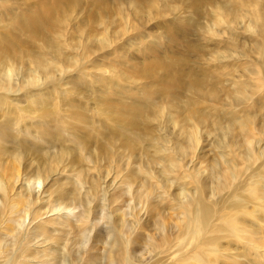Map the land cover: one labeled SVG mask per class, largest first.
I'll return each mask as SVG.
<instances>
[{
    "label": "bare ground",
    "instance_id": "1",
    "mask_svg": "<svg viewBox=\"0 0 264 264\" xmlns=\"http://www.w3.org/2000/svg\"><path fill=\"white\" fill-rule=\"evenodd\" d=\"M51 1L44 0L48 5L37 10L35 0H21L25 8L14 14L9 13L6 5L0 7V106L6 109L2 125L11 129L0 138V264H146L147 255L154 260L150 264H221V260L223 264H262L251 260L261 254L264 247L260 232L264 227H259L264 222L261 215L264 211V129L253 117L255 112L264 111V106H258L259 101L253 104L252 98L260 91L259 82L264 86V67L255 78L258 83L239 80L231 95L228 93L233 108L231 113L239 111V115H230L226 125L221 121L212 122L218 137L215 141L218 153L210 169H205L206 176V171L182 161L196 152L200 144L199 130L204 127L207 116L198 115L199 105L218 104L221 94L226 92L218 75L210 72L211 64L204 79H195L193 65L183 58L172 62L167 59L152 61L143 66L145 72L139 70L141 77L153 80L157 86L145 90L135 106L122 102L129 107L118 106L119 103L114 105L115 101L112 103L108 95L99 97L96 100L100 105L99 112L105 101V108L113 112L116 126L105 127V132L98 134L97 127L86 116L89 113L83 110V101L78 99L86 98L84 90H91L85 86L87 82L79 88L76 85L64 91L65 81L55 79L53 70L63 68L51 57L52 54L60 57L63 49L55 41L53 32L66 21L65 9L68 14V5L72 2ZM200 1L192 0L194 11H198ZM208 1L214 4L209 16L210 25L201 28V33L217 35L218 40L211 44L213 51L209 57L206 50H196L187 43L185 51L191 50L196 62L226 64L238 59V44L230 49L228 42L225 50H219L224 37V32H219L222 28H230L227 34L238 38L233 31L238 17H246L249 21L247 30L257 35L252 41V50L258 54L264 52V18L257 11L250 19L240 15L248 14L246 6L251 5L248 0H241L239 4L226 0L222 5L217 3L223 0ZM130 2L135 15L142 16V3L139 0ZM187 24L189 34L193 36V24L191 21ZM177 42L172 39V43ZM100 44L107 47L109 41L104 38ZM73 64L76 65V61ZM185 65L189 67L188 72ZM153 67H161L162 73L152 71ZM250 72L256 75L254 71ZM116 75L126 84L133 83L129 76ZM191 77L193 80L186 79ZM80 88L83 89L81 96L77 94ZM94 88L93 84L95 91ZM65 92L70 94L67 96L72 108L65 116L63 106L62 112L50 109L51 112L37 111V115L29 108L18 107L17 102L27 93H33V98L45 99L52 95L62 98ZM115 92L118 97L127 91L121 88ZM160 103L165 104L161 107ZM175 109H179L176 114ZM95 111L96 116L98 107ZM33 136L40 140L32 143ZM7 139L14 141L10 148L5 147ZM67 139L71 144L69 152L53 150L55 145L61 141L66 143ZM151 148L155 149L154 155L149 153ZM139 149L140 159L147 158L146 165L137 173H128L125 180L121 177L120 180L129 186H113L116 190L108 195V200L106 195L95 194L92 184L89 188L93 192L85 194L84 175L80 172L78 177L75 174V180L70 179L71 184L68 180L70 187L66 184L57 186L58 182L54 180L61 172L59 167L67 165L69 158V162L78 168L86 164L95 166L100 159L104 163L111 160L114 164L122 161L125 153L132 155ZM178 172L181 177L177 176ZM138 179L142 181L141 189L134 192L130 188ZM88 181L89 184L96 182ZM131 194L132 200L139 202L140 210L128 214L122 211L121 204ZM96 195L102 197L100 205H97ZM158 195L157 201L154 196ZM90 199L95 202L93 206ZM70 207H80L81 211L75 215L70 210V213L59 215V219L51 220L53 214ZM99 208H102L100 214ZM166 209L170 211L169 217L165 214ZM49 215L52 216L48 218ZM246 218H251V222ZM101 223L105 225L104 230L96 232L95 228ZM246 227H252V230ZM224 241L242 251L233 254L230 247H223ZM241 259L244 262H240Z\"/></svg>",
    "mask_w": 264,
    "mask_h": 264
},
{
    "label": "rangeland",
    "instance_id": "2",
    "mask_svg": "<svg viewBox=\"0 0 264 264\" xmlns=\"http://www.w3.org/2000/svg\"><path fill=\"white\" fill-rule=\"evenodd\" d=\"M56 1L59 0H52L51 3ZM70 1L72 3L68 5V7H70L68 14L66 13V9H65L66 18L65 17L64 18L66 19V21L62 26H59L58 28L56 27V30L53 32V36L56 38L55 41H57L59 43L58 45L59 46L61 45L63 49L60 57H57L55 54H52L53 57H51V59L57 61L58 67L63 68L61 70L54 69L53 70L54 76L56 80L63 79L65 81V83L63 84H65L66 86L64 88H62L61 86V88L64 91H68L72 89V86H76V85H77L76 87L79 88L81 86H84L85 83L87 82L85 86L91 88V90L88 89L86 91L84 90V92L86 93L85 94L86 98H81V99L78 98V99L80 101H83L82 102V104L84 105L83 110L86 109L85 110L86 113L89 114H86L85 111L84 113L86 114V116L88 115L90 121L97 127L96 132L98 134L105 132V127L111 129L116 126V123L114 122L113 112L105 108L106 106L105 101H102L103 106L101 107V110L99 112L100 105L98 106L96 101L98 100L99 97L108 95L111 97L112 103L115 101L113 103L114 105L116 103L117 104L119 103L118 106H120V104L121 106L124 107H129L128 105L135 106V104L138 103L137 101H140L139 97H142L144 95L145 90L149 91L150 89H155V86H157L156 82H154L153 80L145 79V77L143 76L141 77V75L139 74V70L142 73H144L145 71L143 66L150 64L152 61L164 62L165 59H167L168 61L172 62V60L177 61L178 59L183 58L188 60L189 64L193 65L192 70H194L195 72L193 77L195 79L197 78L204 79L209 74V70H210L209 68L211 64L212 70L210 72L212 73V71H214L218 75V79H221V84L222 83L224 84L225 87L224 91L226 92L221 94L220 102H219L220 104L201 103L202 106L199 105L200 108H198V115L207 116V118L205 119L204 127L199 130L200 144L198 145L196 152H194L189 157H187L189 161L187 158H185L186 160L183 159L182 161L184 164L190 163L192 165V168L195 167L200 168L202 171L203 170L206 171L205 169L209 170L211 164L213 163L212 160L217 156L218 153L215 148V141L218 140V137L213 131V128L211 126L212 122L221 121L224 125H226V123L229 122L228 119L230 115L232 114L239 115V111H236L237 113L236 112L231 113L232 111L231 110L232 107L230 106L231 100L230 98H228V93H230L231 95L239 80L244 81L248 79L254 85L255 83H258L255 78L258 75L260 76L259 69L264 67V52L258 54L252 50V45L254 44V42L252 41L257 39V35L255 34V32L247 30L249 27L248 26L249 21L247 20V18L238 17L237 20L241 22L236 21V23L233 26V28H235L233 29V31L235 32V34L239 35L238 38L237 36H235L234 39V37H231L227 34L230 28L228 30L226 28H222L219 31L221 32V34L224 32V37L222 38V46L219 47V50L220 51L225 50L224 47L228 45V42L230 49H233L232 47L238 44L236 49L237 51H240L241 54V55L238 54V59L228 61L226 64L224 63L221 64L220 62L211 63L209 61H204V60H198V62H196V57L192 54V51L191 50L185 51V48H187V43H190L191 46L196 50H200V49L206 50L207 51L205 52L206 56L209 57L210 52L213 51L212 49L213 45L211 44H214L215 40L216 41L218 40L217 35H215L214 37L213 35L208 36L207 34V36L211 38V40H209L207 36H205V34L201 33V28H206L209 27L210 25L209 16H210L211 8L214 5L211 1L208 0L200 1L198 3V11H194L191 8L192 0H139L142 3V8H141L142 16L135 15L131 7L130 0H70ZM229 1L233 4L242 3L241 0H229ZM248 1L251 3V5L246 6V11H247L246 13L248 14L241 13L240 15H246L248 16V19H250V17L253 16V12L257 11L264 18V0H248ZM226 2H227L226 0H223L222 2H218L217 4L221 3L222 5ZM165 3L167 4L166 6L164 5ZM153 4L156 5L155 8L152 7ZM3 5L7 6V9L9 10L10 14L12 13L14 14L18 10L20 11L23 8H25V5L21 3V0H0V7H3ZM45 5L48 4H46L44 0H35L34 8L39 10L42 9ZM1 12L2 11H0V13ZM188 21H191V23L193 24L194 27L193 36L190 35L188 32L189 29V25L187 24ZM104 38H107V40L109 41V45L107 47H102V45L100 44ZM172 39H175L178 42L172 43ZM184 40H186V42H184ZM49 54H51V52ZM74 61H76L77 63L76 65L73 64ZM185 66L187 67V69L185 68V70L188 72L189 67L188 65ZM130 67H135V68H130ZM152 71H156L159 74L162 73V68L160 67L159 69H157L156 67H153ZM250 71H254L256 75L254 74L251 75ZM82 72H84V74H82ZM116 72H119V74L116 75ZM114 74L117 77L118 75L121 77L124 75L129 76L130 77L129 81H132L133 83L126 84L124 83V81L123 82L120 81L119 77L116 78ZM85 76L87 77V80L84 79L86 78ZM186 79L193 80L192 77ZM93 84L94 87L96 88V89L94 88L95 91L92 89ZM252 84L250 85L254 87ZM121 88H123L124 91H127L128 93L126 92L124 94H121L122 96L118 94L117 95L118 97H116V94H114V92L117 89H121ZM258 90L260 91H258L256 96L252 98V103L254 104V101H259L258 106L263 108L264 86H261L260 82H259ZM82 92L83 89L80 88L77 91V94H80L79 96H81ZM68 94L65 92V95H63L62 98H59V96L57 97L56 95L55 96L52 95L44 99L40 96L37 98H33L31 96L33 95V93L30 94L27 93L23 96L24 98H22L20 102L17 103L19 108H24V109L29 108L31 109V111L33 110L32 113H34V115H37L38 112L40 113L43 112V110H48L50 112L51 110H57L62 112L64 108L65 111L62 113H64L65 116L67 112H70L72 109L70 108L71 106L68 102L70 96V94L69 96H67ZM19 95L21 96L22 94L20 93ZM66 96L68 98L67 101L65 99ZM119 96H121L122 99L121 101ZM55 98L58 99L56 100ZM121 102L128 105H124V104L122 105ZM164 104L165 103H160V106L162 107ZM223 104L226 106H224ZM96 107H98V111H97L98 113L95 116ZM1 108L2 106H0V138L4 136V132L10 133L11 131V129L8 130L4 125H2L4 120L3 115L6 112V109L5 106H3L2 109ZM35 108H37V110ZM58 108H62V109H58ZM178 111L179 109H175L173 112H175L176 114ZM104 113L105 114L107 113L108 115L107 114L104 115ZM117 113L115 114L117 115ZM263 113L264 111L255 112L253 114V117L256 118V122L260 124L258 126L264 129ZM11 114L12 116L15 115L14 112H12ZM71 121L72 119L71 117H69V123ZM47 124L50 125L49 122H47ZM21 136L26 137L25 135H21ZM39 140L40 138H37V136L36 137L33 136L32 143L33 142L36 143ZM11 142L14 143L12 139H7L4 142L5 147L10 148L11 145H14V144H10ZM68 142H69L68 139L66 143L61 141V143L57 144V146L56 145L54 146L53 150L62 151L64 149L66 150V152L67 151L69 152L70 148L68 147H71L70 146L71 144H69L70 142L69 143ZM58 145L59 146L61 145L62 147H58ZM138 146L139 145H137V147ZM154 152H155L154 148L149 149V153L151 155H154ZM140 155H141L140 149L137 150L136 153L132 155H128L127 153H125L124 157L122 158V161L116 162L114 164L111 160H108L106 163H104L102 159H100V162L97 163L98 165H100V169H98L99 166L97 164L95 166L92 165L87 166V164L80 166L78 165L80 167L78 168L76 167L75 164L69 162L70 161L69 158L67 165L65 164L59 167L61 172L58 173L59 175H56L54 177V180L58 182L57 186L62 184L63 186H65L66 184L67 186L70 187V185L67 184L68 180L71 179L73 181L79 176L80 173H82V175H84L83 178L85 185L83 188V192L85 194L88 195V193L93 192L92 190H96L94 191L95 194L99 192L98 195L102 197L106 195V199L107 198L109 199L108 195L112 194L114 192L113 190H116L117 187L123 188L125 186L124 188H127L129 186V185L126 186V184H124L125 182H122V180H125V178L128 177V173L129 174L130 172L137 173V171L142 170L143 166L146 165L147 158L140 159L139 157ZM73 165H75V167ZM128 165L131 167H129ZM152 166H155V164H152ZM69 167L72 168L70 169ZM75 168H77V170ZM85 169H87V172L85 171ZM69 170H72L73 174L71 173L72 171ZM156 170H159V168L157 167ZM67 172H69V176ZM183 172H185V170H183ZM75 174L77 177L75 176ZM95 175L97 177H95ZM157 175L158 174H156V176ZM90 176L91 178L89 179ZM156 176L153 175V177ZM177 176L181 177L182 174L178 172ZM206 176H207V171H206ZM67 177L70 178L68 179ZM145 177L143 179H145ZM64 178H66L67 181H65ZM120 178L122 180H120ZM88 180H93L96 182L95 183L93 182L94 183L93 184L90 181L89 184ZM70 181L68 182L69 184L72 183V181L71 182ZM98 182L101 187L98 185ZM114 183L115 185H113ZM141 183L142 181L138 179L135 183H133L134 184L133 186L131 185L133 188L130 189L133 190L134 192L140 190ZM91 184H92L91 187L93 188L92 190L89 188ZM113 186H116V188L113 189L114 188ZM39 190L42 191V189H38V191ZM106 190L107 192L105 194ZM98 195H96L98 201V204L97 201L96 204L100 205L102 197H99ZM154 198L155 200L158 201L159 195L154 196ZM89 201L92 206L95 204V202H93L94 201L93 199H90ZM125 202L121 204L122 211H127L128 214H133L134 212L138 211V209L140 210V204L138 201L132 200V194L127 196V200ZM80 209H81L80 207H77L75 209L73 207H70L67 210L53 214V216L49 215L48 218L52 216L51 220L59 219L60 218L59 215L70 213L69 212L70 210H73V214L77 215V213L81 211ZM98 211H99L98 214L102 213V208H99ZM166 211L167 212H165V214L169 217L170 211L167 209ZM261 215L264 216V211L262 212ZM70 216L72 217V214H70ZM144 218H146L145 215ZM251 220H252L251 218H246V221H248L249 223L251 222ZM261 224L262 225L259 226L260 229L264 227V222H262ZM104 228L105 225L101 223L99 226L95 228L96 229L95 231L96 232H98L99 230L103 231ZM246 228L252 230V227H246ZM260 232H261V236L264 238L263 228L261 229ZM223 247H230L231 252L236 255L238 254V251L239 252L242 251V249L239 248L238 246H233L232 244H228L225 241L223 242ZM235 249H237V251H235ZM262 250H264V247ZM262 250L260 251L261 254H258V256L256 258H253L251 261L257 260L260 261L262 264H264V252ZM144 260L146 261L145 262L146 264H150L154 262V260L151 259L149 255H147ZM242 260L244 259H241L239 261L241 262ZM246 262H248V259L246 260ZM220 263L223 264L224 261L221 260Z\"/></svg>",
    "mask_w": 264,
    "mask_h": 264
}]
</instances>
